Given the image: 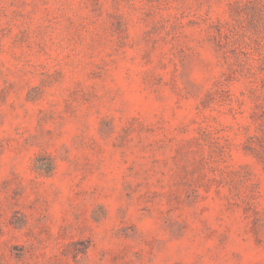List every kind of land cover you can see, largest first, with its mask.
Masks as SVG:
<instances>
[{"label": "rangeland", "instance_id": "obj_1", "mask_svg": "<svg viewBox=\"0 0 264 264\" xmlns=\"http://www.w3.org/2000/svg\"><path fill=\"white\" fill-rule=\"evenodd\" d=\"M0 264H264V0H0Z\"/></svg>", "mask_w": 264, "mask_h": 264}]
</instances>
